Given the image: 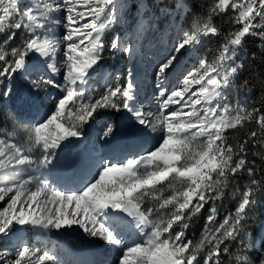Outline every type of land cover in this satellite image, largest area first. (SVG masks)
I'll return each instance as SVG.
<instances>
[{
	"label": "snow or ice",
	"instance_id": "snow-or-ice-1",
	"mask_svg": "<svg viewBox=\"0 0 264 264\" xmlns=\"http://www.w3.org/2000/svg\"><path fill=\"white\" fill-rule=\"evenodd\" d=\"M161 20L177 39L152 64L149 101L141 99L140 48L132 39L153 25L162 31ZM121 21L129 25L128 43L117 34ZM249 37L258 51H248ZM216 38L213 60L198 55L177 74L181 56ZM120 53L133 67L109 73L106 60ZM246 65L255 83L239 87L250 96L258 84L259 95L230 103L225 92L237 87ZM258 65L264 0H0V99L10 101L17 82H27L18 97L24 114L9 109L19 128L0 126V240L9 241L0 245V264H61L23 239L27 227L79 230L108 246V264H264V226L250 230L264 205ZM94 76L106 84L95 95ZM93 121L104 124L99 140L108 158L85 145L87 170L73 187H61L53 172L61 164L83 167L71 149ZM226 197L232 206L221 217ZM201 216L199 232L189 235Z\"/></svg>",
	"mask_w": 264,
	"mask_h": 264
},
{
	"label": "rangeland",
	"instance_id": "rangeland-1",
	"mask_svg": "<svg viewBox=\"0 0 264 264\" xmlns=\"http://www.w3.org/2000/svg\"><path fill=\"white\" fill-rule=\"evenodd\" d=\"M149 2H150V0H149ZM141 11H144V9L142 8ZM145 19L149 20V23H150L151 19H154V18L146 17ZM189 23H190V20H189ZM128 26L129 25L126 24L125 21L122 22L121 35H122V38H123L125 43H128V38H127V33H126ZM160 28L162 29V31H159V32L155 31L154 25H153L152 27L146 28L145 32L140 35L138 40H137V38H135V45L139 46L140 52H139V55H137L135 60H134V66H135L136 70L141 68L142 73H143V79L141 80L143 82V84H142L143 91L141 93V99H145V97H147V99L149 101H151V98H152V86H151L152 64L154 63L156 57L160 54V52L165 48L171 47L172 42L177 39L175 31L174 30L169 31V26H168L166 21L161 20ZM155 39H156V41H155V44L152 47V49L148 53H143L144 52L143 50L146 48V46L148 44H150V42L154 41ZM137 46H133V47H137ZM120 54H123V53H120ZM198 55H206L205 50H203L200 47L195 52H192L190 54L185 53L183 56H181L180 61H179L177 74H179L180 72H183L185 69H191V67L196 63ZM123 56L127 59V67H133V63H130L128 58L124 54H123ZM108 66H109L108 69L106 68V66H105V68L107 69V71L109 73H115V72L123 73L125 70V69H122L120 64H117L116 62L111 63ZM93 78H95V76ZM96 81H97V79H96ZM105 86H106V84L104 81V86L102 87V90L104 89ZM89 87L91 88L92 93L95 90H99V87L97 88V84H95V85L93 84V79H92V81H90ZM26 90H27V82L22 81V80L18 81L17 82V88H16V95H14L11 100H15L18 104V97L22 93L26 92ZM52 91H54V90H52ZM225 97L227 99V91L225 92ZM233 99H234V104L240 103V100H238V94H236L235 92H234ZM245 100H248L247 97L242 99V103H244ZM3 102H5V101H3ZM5 104L10 105V101L5 102ZM46 107H47V102H45L44 105L39 108V112L43 113L45 111ZM35 114H36V109L33 108L31 110V115L26 116V119H30L31 116H34ZM113 122L117 124V132H119V133H116V134L119 135L121 133V126L123 124V121L120 117L117 119V121L114 118ZM19 125H18V128H19ZM103 128H104V124L102 122L93 121L90 126L86 127L85 136H84L85 138H88V140L91 141L92 145L95 144V152L99 153V154L103 153L107 147V145H104V147L102 148L101 145L103 144V141L99 140V134L103 131ZM68 151H69V149L66 148L65 153H67ZM71 151H72V149H71ZM103 154H101V155H103ZM63 155L64 154H62V156ZM65 169H67V168H65ZM67 170H69V169H67ZM0 206H2V205H0ZM231 206H232V201H231L229 207H231ZM263 212H264V207L261 208L260 213L263 214ZM220 214L222 217L224 212H221ZM66 233H68V235ZM21 236L23 237V239L26 242H28V243L36 246V247H39L41 250H49V251L53 252L56 255L57 259L61 262V264H69L68 256L65 253H63V251H66V253H70V251L72 250L71 247L75 248L72 251L73 253L75 250H80V249L86 248L85 246H90V248H92L93 246L94 247H101L106 252V254H105L106 258L111 259V256H112V253L108 250V246L104 245L102 241H95V242L90 241L87 237H85L83 235L82 232H76L74 230L65 231L62 229L60 231L52 230L50 232H45V231H42L40 229H33L31 227H27L21 233ZM58 240H60V241H58ZM8 243H9V241L7 239L0 240V245H7ZM60 244H62V245H60ZM63 247H64V250H63ZM79 247H80V249H78ZM71 257H70V260L72 259ZM74 261H80V260L76 259ZM70 264H73L72 260H71Z\"/></svg>",
	"mask_w": 264,
	"mask_h": 264
},
{
	"label": "trees",
	"instance_id": "trees-1",
	"mask_svg": "<svg viewBox=\"0 0 264 264\" xmlns=\"http://www.w3.org/2000/svg\"><path fill=\"white\" fill-rule=\"evenodd\" d=\"M217 23H220V21H217ZM222 27L226 28V25H221ZM120 30V25H117V31ZM19 38V37H18ZM248 43H247V47H248V51L251 52H256L258 51V49L256 48V42L252 39V38H247ZM220 47V38H216L210 41H206L203 46L201 47L203 50H205L206 55L208 57V59L211 61L213 60L218 53V49ZM109 60V59H108ZM253 65H257V61H251L250 62ZM261 68V73L264 74V65H258ZM248 79L250 85L254 84L255 81L252 79V74L249 70H247V65H246V70L244 72H242L237 78H236V85L237 87L235 88H229L227 89V100L230 103L234 104V92L236 94H238V100H240V103H242V99L246 98L248 100H256V98L259 95V85L257 84L256 87L252 90L251 95L249 96L248 93L246 92L245 89L240 88L239 85L242 83L243 80ZM2 100L0 99V126H3L4 128H6L7 130H10V125L11 122L13 121L12 116L9 114V112L7 111V109L1 105ZM5 113H7V117L5 118ZM250 127L255 128V125L252 124L250 125ZM229 135H233L232 132H229ZM242 135V134H241ZM249 159H252L251 156H249ZM257 163H260L259 161H257ZM264 199V198H262ZM231 203V199L229 197H226L223 201V204L219 206V210L221 211H225L226 207H229ZM260 216V208H258L257 213H256V220L254 223H252L250 225V230L253 234H255L256 232V227H255V223L258 221ZM203 222V217L201 216L200 218H198L195 222L193 227L189 230V235H191L193 232L198 233L199 229L202 225Z\"/></svg>",
	"mask_w": 264,
	"mask_h": 264
},
{
	"label": "bare ground",
	"instance_id": "bare-ground-1",
	"mask_svg": "<svg viewBox=\"0 0 264 264\" xmlns=\"http://www.w3.org/2000/svg\"><path fill=\"white\" fill-rule=\"evenodd\" d=\"M132 46H135V43H132ZM137 46V45H136ZM140 68L139 69H137L136 71H137V73L138 72H140ZM121 134V133H120ZM119 134V135H120ZM119 135H117V136H119ZM91 144V142H90V140H88V138H83V141H82V143H81V145L80 146H76L75 148H73L72 149V151L71 152H73L74 154L75 153H79L80 155H79V160H80V163H81V165L83 166V167H81V168H79V169H77V170H75V171H73V170H67V169H65L66 167L63 165V164H61V165H58L57 166V168L54 170V172H53V177H55V176H63V177H65V178H70V177H74L75 175H77L76 176V178L78 179V178H81L80 177V173H81V171H83V174H84V172L87 170V166H88V164H89V162H90V159H89V157H90V153H89V149H87V148H85L84 146L85 145H89V146H91L90 145ZM134 151H137L138 149H136V148H132ZM108 146L106 147V149H105V151L103 152L104 154H103V156L105 157V158H108V155H106V153L108 152ZM69 152V151H68ZM67 152V153H68ZM72 153V154H73ZM82 174V175H83ZM75 178V177H74ZM76 232H81V231H79V230H75ZM73 232V231H72ZM61 233V232H60ZM67 235H68V233H66ZM61 235V234H60ZM62 237V236H61ZM61 240V239H60ZM60 240H58V241H60ZM82 240V239H81ZM69 241V240H68ZM63 243V242H62ZM66 243V242H65ZM72 244V243H71ZM60 245H62V244H60ZM62 247V246H61ZM86 247V246H85ZM96 249L97 247H92V248H83V249H80V247L78 248V249H80V250H75L74 251V253L73 252H71L72 253V262H74V260H76V259H79L80 261H86L87 260V254H88V250L89 249ZM56 249V248H55ZM62 249V248H61ZM77 249V248H76ZM63 250H64V247H63Z\"/></svg>",
	"mask_w": 264,
	"mask_h": 264
},
{
	"label": "water",
	"instance_id": "water-1",
	"mask_svg": "<svg viewBox=\"0 0 264 264\" xmlns=\"http://www.w3.org/2000/svg\"><path fill=\"white\" fill-rule=\"evenodd\" d=\"M76 144H79L80 143V139L78 141H74Z\"/></svg>",
	"mask_w": 264,
	"mask_h": 264
}]
</instances>
